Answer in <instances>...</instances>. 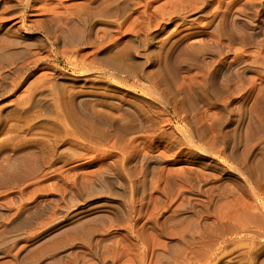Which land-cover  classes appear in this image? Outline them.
Returning a JSON list of instances; mask_svg holds the SVG:
<instances>
[{"label": "rangeland", "instance_id": "1", "mask_svg": "<svg viewBox=\"0 0 264 264\" xmlns=\"http://www.w3.org/2000/svg\"><path fill=\"white\" fill-rule=\"evenodd\" d=\"M0 264H264V0H0Z\"/></svg>", "mask_w": 264, "mask_h": 264}]
</instances>
